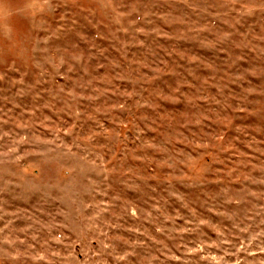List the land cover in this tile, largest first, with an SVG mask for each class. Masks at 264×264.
Listing matches in <instances>:
<instances>
[{"label":"rangeland","instance_id":"rangeland-1","mask_svg":"<svg viewBox=\"0 0 264 264\" xmlns=\"http://www.w3.org/2000/svg\"><path fill=\"white\" fill-rule=\"evenodd\" d=\"M0 0V264H264V0Z\"/></svg>","mask_w":264,"mask_h":264},{"label":"clouds","instance_id":"clouds-1","mask_svg":"<svg viewBox=\"0 0 264 264\" xmlns=\"http://www.w3.org/2000/svg\"><path fill=\"white\" fill-rule=\"evenodd\" d=\"M51 8V0H43V3L37 8V11L41 14H46Z\"/></svg>","mask_w":264,"mask_h":264}]
</instances>
